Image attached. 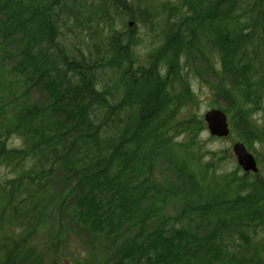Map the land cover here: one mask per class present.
Instances as JSON below:
<instances>
[{"label": "trees", "instance_id": "1", "mask_svg": "<svg viewBox=\"0 0 264 264\" xmlns=\"http://www.w3.org/2000/svg\"><path fill=\"white\" fill-rule=\"evenodd\" d=\"M155 1L0 0V264H264V162L185 115L264 146V0Z\"/></svg>", "mask_w": 264, "mask_h": 264}, {"label": "rangeland", "instance_id": "2", "mask_svg": "<svg viewBox=\"0 0 264 264\" xmlns=\"http://www.w3.org/2000/svg\"><path fill=\"white\" fill-rule=\"evenodd\" d=\"M170 1L171 3H176L178 0H156L155 2H168ZM132 23V27L134 26V22H132L131 20L128 22V25ZM138 34L142 35L144 38H145V43L143 44V46H140V49L143 51L146 46H148V42L147 39H148V34H149V30L144 28V26H139L138 25ZM192 85L195 89V92L196 94L199 96V107L198 108H195L194 109H189L187 110V112L185 113V115H189L191 113H193L194 111L197 112L198 114L204 116V114L206 113V111H208L210 109V105L212 104V101H213V93L208 90V88H205V86H202L200 83L199 85H197L194 81H192ZM255 118L257 119L258 116L256 115ZM256 119H253V120H256ZM259 120V119H257ZM259 122V121H258ZM260 123V122H259ZM210 137L208 131H204V133L202 134V139L203 140H208ZM211 138V137H210ZM236 142H241L239 137L237 136V134H232V136L230 138H227V139H213L211 140L209 143H208V146L210 148H213L214 150L216 151H220V150H225V149H229L230 150V153L233 157V160H229L226 165H224V169H223V172L222 174H229L231 172H234L236 170H239L240 171V174H243V171L241 170V168L238 166V163L233 155V152H232V148H233V145L236 143ZM16 144L19 145L20 142L19 141H16ZM256 152L253 153L255 155V158L258 159L263 163L264 162V146L263 145H256ZM258 157V158H257ZM260 161H258V165H259V168H260V171L263 172V168L262 166L260 165ZM3 175V177L5 178H11L13 177V175L11 174L10 171L6 170H1V176ZM262 235H260V238L262 239L261 242L263 244V248H264V232H261ZM70 247L72 248L73 245L70 244ZM80 249V248H79ZM53 259L52 260H55L56 262L58 261V258L56 255H53L52 256ZM60 259H63V257H60ZM66 259V258H65ZM63 261L65 262V260L63 259Z\"/></svg>", "mask_w": 264, "mask_h": 264}, {"label": "water", "instance_id": "3", "mask_svg": "<svg viewBox=\"0 0 264 264\" xmlns=\"http://www.w3.org/2000/svg\"><path fill=\"white\" fill-rule=\"evenodd\" d=\"M207 129L212 137L226 138L230 134L228 119L220 110H212L205 115ZM233 154L240 168L246 173H257L258 164L255 157L242 143H236L232 148Z\"/></svg>", "mask_w": 264, "mask_h": 264}, {"label": "bare ground", "instance_id": "4", "mask_svg": "<svg viewBox=\"0 0 264 264\" xmlns=\"http://www.w3.org/2000/svg\"><path fill=\"white\" fill-rule=\"evenodd\" d=\"M132 25H133V24H132V23H130V24H129V27H132Z\"/></svg>", "mask_w": 264, "mask_h": 264}]
</instances>
